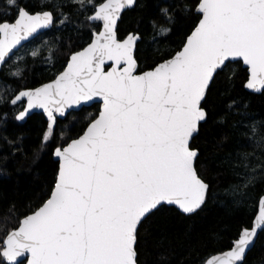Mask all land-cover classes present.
Listing matches in <instances>:
<instances>
[{"label":"snow or ice","instance_id":"obj_1","mask_svg":"<svg viewBox=\"0 0 264 264\" xmlns=\"http://www.w3.org/2000/svg\"><path fill=\"white\" fill-rule=\"evenodd\" d=\"M136 6L137 0H46L33 11L21 0H4L15 16L0 19V105L24 104L17 121L34 109L46 113L40 147H51L58 171L39 205L20 215L13 204L0 217L3 264H141L140 230L151 216L169 206L194 214L206 202L210 185L192 142L208 121L217 81L229 65L242 62L248 72L244 87L264 93V0H197L193 7L165 0L159 13L167 24L176 23L177 13L194 12L197 20L178 48L146 68L138 55L140 34L121 37L118 29L123 13ZM74 14L83 17L77 30L90 26V42L72 50L48 82L31 88L8 83L24 79V57L17 50L45 30L64 31ZM158 32L167 37L171 28ZM62 39H44L31 57L48 45L46 59L55 67L50 40ZM92 103L100 107L75 137L62 131L58 136L61 118ZM259 123L251 124L252 137ZM248 160L245 153L237 165L244 169L237 173L243 183L232 186L234 195L264 181V164L258 173ZM261 233L264 197L251 225L241 226L227 250L210 253L202 264H244Z\"/></svg>","mask_w":264,"mask_h":264},{"label":"trees","instance_id":"obj_2","mask_svg":"<svg viewBox=\"0 0 264 264\" xmlns=\"http://www.w3.org/2000/svg\"><path fill=\"white\" fill-rule=\"evenodd\" d=\"M45 2L21 0L22 5L33 11L41 10ZM164 2L138 0L137 6L126 11L119 22L121 37L130 32L141 34L138 55L141 66L145 68L161 54L166 55L178 48L197 20L194 12L177 13L176 23L167 24L159 13V7ZM185 2L193 7L197 0ZM9 12L10 15L6 16ZM13 16L15 11L6 9L4 0H0V19H12ZM82 19V15L74 14L64 31L52 29L27 44L30 46L39 40L61 36L63 39L60 41L50 40L54 48L52 60L55 67L47 62L48 50L40 52L35 59L31 54L27 55L19 61V66L26 69L24 79L8 83L15 88L35 87L53 78L70 52L79 50L90 41V26L76 28L77 22ZM161 26L171 28L170 35L160 36L158 29ZM15 67L13 65V69ZM233 71L235 75H232ZM247 76V69L241 62L229 65L208 98V121L192 142L199 150L200 174L210 185L205 204L190 215L169 206L151 216L140 230L141 264H202L210 253L226 250L241 226L251 225L257 213L258 200L264 194V181H257L245 190L243 196L231 192L233 185L243 183L242 176L237 173H243L244 169L237 165L242 162L245 153L249 156V165L257 166L258 173L262 170L259 166L264 164V93L248 91L244 87ZM2 94L9 95L7 92ZM233 101L235 106L229 109L228 105ZM22 107L23 104L15 108L0 105V217L13 204L20 215L39 205L54 186L58 171V161L51 155V147H40L47 122L44 115L35 113L25 123H20L14 116ZM99 107V104H94L60 120L58 136L62 131L66 137H75L85 126L86 117L96 114ZM255 121L260 122L257 125L259 131L252 137L250 126ZM5 137L16 143L8 144ZM18 137H23L22 141ZM17 146L21 147V151L15 152ZM2 235L0 231V237ZM0 264L3 262L0 261ZM244 264H264V233Z\"/></svg>","mask_w":264,"mask_h":264},{"label":"water","instance_id":"obj_3","mask_svg":"<svg viewBox=\"0 0 264 264\" xmlns=\"http://www.w3.org/2000/svg\"><path fill=\"white\" fill-rule=\"evenodd\" d=\"M137 2H138V0H137ZM127 11H128V10H127ZM125 12H126V11H125ZM125 12H124V13H125ZM124 13H123V14H124ZM119 22H120V21H119ZM119 22H118V26H119ZM51 30H52V29H51ZM48 31H50V30H45V31L43 32V34L46 33V32H48ZM130 33H135V32H130ZM43 34H42V35H43ZM139 34H140V33H139ZM42 35H41V36H42ZM127 35H128V34H127ZM127 35H126V36H127ZM126 36H125V37H126ZM140 36H141V34H140ZM39 37H40V36H39ZM37 38H38V37H37ZM37 38H36V39H37ZM34 40H35V39H34ZM32 41H33V40L29 41L28 43H30V42H32ZM89 42H90V41H89ZM28 43H26L25 45H27ZM85 46H86V45H85ZM21 49H22V48H21ZM21 49H18V50H17V53H18ZM241 63H242V62H241ZM242 66H243L244 68L247 69V66L244 65L243 63H242ZM47 82H48V81H47ZM44 83H46V82H44ZM245 83H246V82H245ZM38 86H40V85H38ZM38 86H35V87H38ZM28 88H31V87H28ZM247 90H248V89H247ZM248 91H251V90H248ZM251 92L256 93V94H261V93L254 92V91H251ZM25 104H26V99H25ZM94 104H97V103H92L91 106L94 105ZM23 107H24V104H23ZM23 107H22V108H23ZM35 113H41V114H43L44 117H45V119H46V121H47L46 113H45L43 110H41V109H34V110H31V111H30L28 117H27L24 121H19V122H20V123H25V122L28 120V118L31 117L32 115H34ZM70 113H72V112H70ZM70 113H69V114H70ZM69 114H68V115H69ZM68 115H67V116H68ZM67 116H66V117H67ZM66 117H63V118H61L60 120L65 119ZM196 136H197V135H196ZM55 160H56V159H55ZM56 161H57V160H56ZM261 197H264V194H263ZM261 197H260V198H261ZM260 198H259V199H260ZM202 206H203V205H202ZM171 207H175V206H171ZM175 208L178 209L177 207H175ZM178 210H179V209H178ZM179 211H180V210H179ZM197 211H198V210H197ZM180 212H181V211H180ZM181 213H182V212H181ZM257 213H258V206H257ZM183 214H184V213H183ZM186 215H190V214H186ZM261 234H262V233H261ZM261 234L258 235V237L256 238L254 244L250 247V250H248L247 255H246V258H247V256H248L249 252H250V251L256 246V244H257V242H258V240H259ZM226 250H227V249H226ZM245 260H246V259H245Z\"/></svg>","mask_w":264,"mask_h":264},{"label":"rangeland","instance_id":"obj_4","mask_svg":"<svg viewBox=\"0 0 264 264\" xmlns=\"http://www.w3.org/2000/svg\"><path fill=\"white\" fill-rule=\"evenodd\" d=\"M43 41V40H42ZM42 41H38L36 42L34 45H30V46H27L25 45V47H23L18 53L17 55L18 56H22V57H25L27 55H30L31 54V51L33 50H36V48L41 45ZM48 49V45H45L44 47H42L40 49V52L44 51V50H47Z\"/></svg>","mask_w":264,"mask_h":264}]
</instances>
